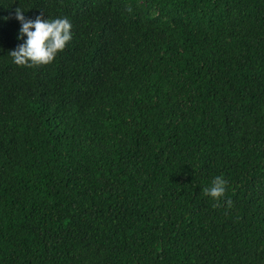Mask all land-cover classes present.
<instances>
[{
    "label": "trees",
    "instance_id": "1",
    "mask_svg": "<svg viewBox=\"0 0 264 264\" xmlns=\"http://www.w3.org/2000/svg\"><path fill=\"white\" fill-rule=\"evenodd\" d=\"M0 264H264V0H0Z\"/></svg>",
    "mask_w": 264,
    "mask_h": 264
},
{
    "label": "clouds",
    "instance_id": "2",
    "mask_svg": "<svg viewBox=\"0 0 264 264\" xmlns=\"http://www.w3.org/2000/svg\"><path fill=\"white\" fill-rule=\"evenodd\" d=\"M15 18L20 22L18 39L23 43L9 52L13 63L18 66H40L52 63L72 40V24L67 18H27L25 10L18 7ZM229 189L224 175L215 176L204 194L216 201H223ZM229 206L231 202L229 201Z\"/></svg>",
    "mask_w": 264,
    "mask_h": 264
}]
</instances>
